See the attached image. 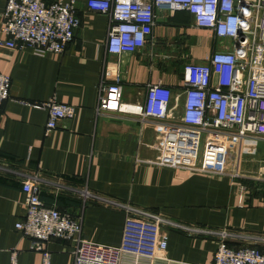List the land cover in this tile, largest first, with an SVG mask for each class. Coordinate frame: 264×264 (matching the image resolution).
<instances>
[{
    "label": "crops",
    "instance_id": "1",
    "mask_svg": "<svg viewBox=\"0 0 264 264\" xmlns=\"http://www.w3.org/2000/svg\"><path fill=\"white\" fill-rule=\"evenodd\" d=\"M5 4L0 0V21ZM76 9L79 25L60 54L0 46V72L10 78L9 98L0 105V264L13 256L17 264L42 262L41 253L30 249L32 240L15 227L25 217L21 184L27 176L37 178L45 205L81 215V237L88 242L119 246L125 212L96 199L83 201L82 189L183 226L225 229L237 234L228 238L232 246L264 238V138H257L253 152L240 155V177L232 179L147 162L158 155L153 121L114 111L95 114L103 71L110 80L119 75L127 102L141 100L146 85L158 81L176 94L184 64L205 62L223 48L222 38L197 27L186 10H158L146 45L116 55L105 47L107 16L88 8L87 0H76ZM51 96L71 105L73 114L45 133L47 111L30 104ZM148 229L154 243L159 232L167 233L166 248H156L151 259L123 256L121 264L213 263L216 235L171 226L156 233ZM256 246L264 249V241ZM47 247L50 264L72 262L69 241L51 238Z\"/></svg>",
    "mask_w": 264,
    "mask_h": 264
},
{
    "label": "built area",
    "instance_id": "2",
    "mask_svg": "<svg viewBox=\"0 0 264 264\" xmlns=\"http://www.w3.org/2000/svg\"><path fill=\"white\" fill-rule=\"evenodd\" d=\"M87 7L107 16L105 47L111 54L133 53L144 47L152 35L158 10H186L197 27L210 30L214 37L231 40V48L223 45L205 62L185 63L180 92L176 94L158 81L146 85L141 100L127 102L119 75L110 80L103 71L95 114L114 111L153 121L158 155L147 162L232 179L240 177V155L253 152L257 138H264V0H87ZM78 25L76 0H6L0 21V46L28 49L39 56L60 54L72 41ZM9 85V76L0 72V105L9 98ZM30 105L47 111L45 133L73 114L71 105L54 96ZM202 133L205 141L198 159ZM21 189L25 217L15 227L32 240L30 249L41 253V264H50L47 243L51 238L71 243L70 264H121L123 256L151 259L156 248H166L168 235L159 232L154 243L148 228L156 233L162 226L219 237L212 264H264V249L256 246L264 238L254 237V244L230 246L228 238L237 239V234L225 229L183 226L160 213L82 189L83 201L96 199L125 212L119 246L88 242L81 237V215L72 216L45 205L36 177H25ZM9 264H17L14 256Z\"/></svg>",
    "mask_w": 264,
    "mask_h": 264
},
{
    "label": "rangeland",
    "instance_id": "3",
    "mask_svg": "<svg viewBox=\"0 0 264 264\" xmlns=\"http://www.w3.org/2000/svg\"><path fill=\"white\" fill-rule=\"evenodd\" d=\"M219 42L226 45L228 48H231V40L230 39H219ZM204 141H205V133H202L201 135V139L199 142V153H198V159H200L201 157V153L203 151V147H204Z\"/></svg>",
    "mask_w": 264,
    "mask_h": 264
},
{
    "label": "trees",
    "instance_id": "4",
    "mask_svg": "<svg viewBox=\"0 0 264 264\" xmlns=\"http://www.w3.org/2000/svg\"><path fill=\"white\" fill-rule=\"evenodd\" d=\"M227 243H228L230 246H232V245H231V244H232L231 242H227ZM261 249H262V248H261Z\"/></svg>",
    "mask_w": 264,
    "mask_h": 264
}]
</instances>
